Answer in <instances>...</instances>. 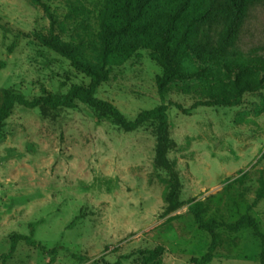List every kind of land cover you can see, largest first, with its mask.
Instances as JSON below:
<instances>
[{"label": "rangeland", "instance_id": "obj_1", "mask_svg": "<svg viewBox=\"0 0 264 264\" xmlns=\"http://www.w3.org/2000/svg\"><path fill=\"white\" fill-rule=\"evenodd\" d=\"M44 1L55 19L57 41L91 57L105 0ZM49 28L41 6L0 0V60L7 62L0 70L1 87L30 98L46 92L63 95L72 84L90 81L33 36ZM227 28L225 19L199 25L192 40L223 47L215 57L221 64L264 70V0L249 5L232 45L223 44ZM135 45L136 54L114 67L96 93L128 119L162 102L156 85L161 67L151 59V49ZM188 52L208 53L197 46ZM224 84L222 79L178 83L165 99L189 106L198 98L232 95ZM263 96L264 90L246 92L239 105L199 107L190 114L169 106L164 162L158 120L124 129L79 101L59 109L16 104L0 125V264H95L101 257L142 264L135 251L158 243L165 246L163 264H194L211 237L188 212L189 201L203 200L206 218L233 222L255 199L258 177L264 174V110L258 111ZM245 171L247 178L236 180ZM170 177L183 202L178 207L164 193ZM251 214L264 232V200ZM40 219L34 238L45 250L20 240L8 254L12 235H28L29 223ZM218 230L221 242L209 264H261L260 240L251 229Z\"/></svg>", "mask_w": 264, "mask_h": 264}, {"label": "trees", "instance_id": "obj_2", "mask_svg": "<svg viewBox=\"0 0 264 264\" xmlns=\"http://www.w3.org/2000/svg\"><path fill=\"white\" fill-rule=\"evenodd\" d=\"M30 1L41 6L50 20L47 34L37 32L33 36L47 48L68 59L71 65L89 77L90 81L87 84H72L63 95L46 92L30 98L12 87L0 86V125L9 117L16 104L28 108L59 109L73 108L79 101L94 108L101 115L116 120L124 129H134L145 122L158 120L164 145L160 150V157L164 162V148L168 144L169 106H174L184 114H190L199 107L236 106L241 103L246 92L264 90V70L249 64H221L215 57L221 56L219 54H222L223 47L199 44L192 40L193 35H198L199 31H193L195 27L225 19L228 28L223 44L232 45L249 5L257 0H230L226 4H219L217 0H105L98 13L99 43L91 57L81 50L71 49L57 41L54 34L55 19L50 6L44 0ZM136 43L151 49V59L161 67V73L156 76V85L162 102L154 108L140 111L134 119H128L113 103L98 97L96 93L114 67L124 64L136 54ZM15 45L16 41L8 47V54L12 53ZM194 46H197L198 51L208 53L188 52ZM6 65V60H0V70ZM220 79L225 81L223 88L232 95L198 98L189 106L177 101L167 102L165 99L171 87L178 83H211ZM263 110L264 96L258 105V111ZM1 138L3 133L0 131ZM247 176L245 171L236 180L242 182ZM257 182L254 201L248 204L245 213L233 222H224L212 216L206 218L207 204L201 199L189 201L188 212L193 216L198 228L208 232L211 237L206 253L195 258L194 264H209L213 261L221 242L218 230L221 227L232 233L251 229L260 240V263L264 264V232L256 217L251 214V210L264 200L263 173ZM165 184L164 193L167 200L173 207L181 206L183 202L177 198L175 178L170 177ZM41 223L43 219L29 223L31 230L28 235L14 233L8 254L15 251L20 240L45 250L34 238V229ZM73 224L74 221L70 225ZM56 251L57 247L50 250L51 253ZM135 252L140 256L142 264H163L165 246L158 243L152 248L137 249ZM94 263L121 264L119 259L109 262L103 257Z\"/></svg>", "mask_w": 264, "mask_h": 264}]
</instances>
